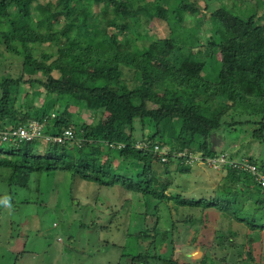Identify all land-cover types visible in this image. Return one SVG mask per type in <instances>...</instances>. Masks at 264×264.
Here are the masks:
<instances>
[{
  "label": "trees",
  "instance_id": "1",
  "mask_svg": "<svg viewBox=\"0 0 264 264\" xmlns=\"http://www.w3.org/2000/svg\"><path fill=\"white\" fill-rule=\"evenodd\" d=\"M143 2L0 0V49L13 53L31 71L0 76V129L35 121L42 124L43 135L73 132L72 139L59 144L40 138L0 140V169L9 172L5 184L11 189V203L14 190L25 188L31 176L33 195L41 202L44 177L59 183L79 178L96 189H121L135 196L144 214L155 220L150 230L136 235L151 247L122 255L129 256L130 264H179L159 251L176 241L180 225L190 228L200 221V215L192 219L185 211L212 210L220 222L245 228L243 233H225L220 226L212 239L223 246L240 237L230 244L239 248L241 264H264V250L258 261L254 256L255 244L264 238V186L259 180L264 178V49L249 51L245 42L259 30L264 39V0H172L171 7L168 0H153L148 8ZM40 4L46 18H34ZM165 9L167 37L150 35L143 23L159 18ZM206 21L218 27L202 35ZM183 91L192 102L180 98ZM38 98L40 107L34 104ZM46 102H52L53 113L44 109ZM222 130L240 136L236 153L218 152L210 142ZM249 140L257 146L246 155ZM4 144L9 145L7 152ZM155 147L165 152L166 161ZM221 155L226 158L225 177L234 186H218L209 198L167 193L173 172L188 177L190 156ZM246 166H254L255 173ZM241 177L254 188L239 185ZM161 178L167 184L158 190L154 180ZM23 195L24 200L30 198ZM70 201L69 214L77 215L74 222L93 234L95 210L85 217L77 210L80 203L74 207ZM212 261L204 254L200 264Z\"/></svg>",
  "mask_w": 264,
  "mask_h": 264
},
{
  "label": "rangeland",
  "instance_id": "2",
  "mask_svg": "<svg viewBox=\"0 0 264 264\" xmlns=\"http://www.w3.org/2000/svg\"><path fill=\"white\" fill-rule=\"evenodd\" d=\"M152 1L144 0V8H148ZM166 5L174 6L172 0H168ZM46 13L47 11L40 4L33 15L34 18L37 15L46 18ZM150 13L151 10L149 15ZM205 17L206 20H208L207 17H210L208 12ZM166 18L165 9L159 18H150L147 24L143 23V27L152 36L167 37L169 28ZM208 22L206 21L202 26V35L209 34L218 27ZM222 22L228 24V19H224ZM261 23L264 24V22ZM106 31L107 29L104 28L101 33ZM108 32L111 33L112 30L108 28ZM262 33L259 30L249 34L245 40L249 51L264 49ZM0 55L2 56L0 58V76L4 74L19 76L23 73H31L29 68L22 65L20 58L14 57L13 53L0 49ZM203 77L210 78L205 73ZM180 98L185 102L193 100L187 91L180 92ZM41 103L42 101L38 98L34 104L40 107ZM52 107V102H46L44 105L46 111L52 112ZM44 109H41L39 113H42ZM82 118H87V116L82 115ZM87 120L90 122L89 118ZM239 138L240 136L233 138L229 132L222 130L218 134H213L210 137V142L218 152L225 149L228 155L234 154L240 149ZM251 142L248 141L246 150L243 152L246 155L253 152V147L257 146L255 142L254 144ZM243 143H246V140ZM1 147L4 152L9 149V145L6 144ZM225 161L226 158L218 160L216 164L213 161H210V164H205L201 157H198L197 162L191 164L192 168L188 177L173 172L172 177L175 180L167 189V193L180 192L188 197L209 198L213 196V191L218 186L227 188L234 186V182L225 177L226 170L222 167ZM159 170L164 171L163 168ZM8 173V170L0 169V264H130L129 256L122 257V255H133L139 248L142 250L151 247V245L150 247L146 245L149 242L138 239L136 235L144 229L150 230L155 216L145 215L142 204L137 203L138 199L135 196L123 193L121 189H106L104 187L96 189L94 184L86 183L79 178L74 181L68 178L59 183L57 178L44 177L41 183L46 191L42 192L43 202H41L37 195H33L35 176H31L25 188L14 190L15 197L13 199L15 201L12 204L11 189L5 184ZM241 178L243 181L245 180L244 177ZM238 181L239 185L246 184L249 189L255 186L251 182ZM154 183L158 190L163 189L167 184L166 179L163 178L154 180ZM22 194L24 197H30L26 199L30 203H23L26 200L22 198ZM70 199L74 207L75 204L80 203V208L77 210H82L85 217L90 215L91 210H95L97 228L91 230L94 231L93 234L81 229L79 222H74V217L77 215L69 214ZM102 200L107 202L102 203ZM123 200H128L130 204ZM95 203L100 207L93 205ZM184 213L191 216L192 219H198L200 215V221L190 228H188V224L180 225L174 234V238L178 235L179 237L174 243H166V246L159 251L160 255H171V258L177 260L179 264H200L204 254L213 258L212 264H241L237 258L239 248L230 244L238 243L240 237L229 242L226 241L223 246H220L212 238L214 231L220 226L223 227L222 231L225 233L228 229L243 233L245 228L242 225L235 222L222 223L219 220V215L212 210H200L199 212V210L190 209ZM194 227L197 228L196 232ZM166 228L168 229V227ZM68 238H71L75 243L68 242L71 241ZM254 247V256L258 261L260 253L264 250V238Z\"/></svg>",
  "mask_w": 264,
  "mask_h": 264
},
{
  "label": "built area",
  "instance_id": "3",
  "mask_svg": "<svg viewBox=\"0 0 264 264\" xmlns=\"http://www.w3.org/2000/svg\"><path fill=\"white\" fill-rule=\"evenodd\" d=\"M42 124L30 121L26 126L25 125H19L18 127H15L11 130H5L0 129V140L4 142H22V141H31L36 138L42 139L44 142L47 143H63L64 141L70 140L73 138V132L70 129H66L63 131L61 135L57 136H51V135H43L42 134ZM136 147L141 148L144 147V144H137ZM155 152L159 154L161 160L164 162L166 161L165 158V152L162 151V149L158 150L157 147H155ZM203 162L205 164H210V161H213V163H218V160H223L224 157L221 156L217 159H203ZM198 157H191L190 156V162L194 163L197 162ZM217 160V161H216ZM249 168L250 172L255 173V167L254 166H246ZM260 184L264 186V178L260 177Z\"/></svg>",
  "mask_w": 264,
  "mask_h": 264
},
{
  "label": "clouds",
  "instance_id": "4",
  "mask_svg": "<svg viewBox=\"0 0 264 264\" xmlns=\"http://www.w3.org/2000/svg\"><path fill=\"white\" fill-rule=\"evenodd\" d=\"M42 140V139H41Z\"/></svg>",
  "mask_w": 264,
  "mask_h": 264
}]
</instances>
